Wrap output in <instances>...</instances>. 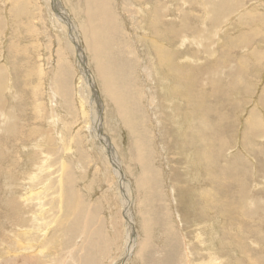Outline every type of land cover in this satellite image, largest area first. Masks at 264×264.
Wrapping results in <instances>:
<instances>
[{"label": "rangeland", "instance_id": "374dc122", "mask_svg": "<svg viewBox=\"0 0 264 264\" xmlns=\"http://www.w3.org/2000/svg\"><path fill=\"white\" fill-rule=\"evenodd\" d=\"M85 1L0 0V264H264V0Z\"/></svg>", "mask_w": 264, "mask_h": 264}, {"label": "bare ground", "instance_id": "6f19581e", "mask_svg": "<svg viewBox=\"0 0 264 264\" xmlns=\"http://www.w3.org/2000/svg\"><path fill=\"white\" fill-rule=\"evenodd\" d=\"M221 5H222V7H229L228 5H223V2L222 3H220ZM85 5L87 6V8H86V14H85V17H86V24H87V27H88V45H89V47H90V49L92 50V52L95 54V56H97L98 58L99 57H101L102 56V54H105L106 55V44H107V46L108 45H111L110 43H111V41H112V39H113V34L114 33H112L114 30L113 29H115V17L113 16V13L111 14V12L109 11V9H111V7H110V5H109V7H108V4L104 1V0H86L85 1ZM54 6L56 7V9H57V7H58V4L56 3V0H54ZM230 7H232V6H230ZM60 9V8H59ZM85 10V9H84ZM112 12H113V10H112ZM58 14H59V20H62L63 22H65V23H67V24H69V28L70 29H72V25H70V23H69V21H68V19L66 18V16L64 15V13L62 12V11H59L58 12ZM85 23V22H84ZM152 23H155V22H152ZM151 24V23H150ZM84 25V24H83ZM82 25V26H83ZM84 27V26H83ZM154 27V26H153ZM164 27V26H163ZM179 27V26H178ZM155 28H157V26L155 27ZM155 30V29H154ZM164 30H165V28H164ZM180 30V29H179ZM167 30H165V32H166ZM115 32V31H114ZM156 32V31H155ZM86 33V32H85ZM182 33V32H181ZM162 34V33H161ZM160 34V32H159V34L158 35H161ZM169 34V33H168ZM168 34H167V36H168ZM177 34V33H176ZM155 35H157V32H156V34ZM157 35V36H158ZM165 35V34H164ZM172 34L170 33L169 34V37L171 36ZM180 35V34H179ZM183 35V34H182ZM87 36V35H86ZM163 36V35H162ZM115 38V37H114ZM161 38V37H160ZM165 38H166V35H165ZM178 38H179V36H178ZM181 38V37H180ZM183 38V37H182ZM184 39V38H183ZM156 41V40H155ZM115 42V41H114ZM112 43H113V41H112ZM155 42H153V44H154ZM152 44V45H153ZM158 43H155V46H157V48H158V50H160V47H159V44L157 45ZM115 45V44H114ZM154 46V47H155ZM161 46V45H160ZM109 47V46H108ZM163 47V46H162ZM103 48H104V50H103ZM111 49V48H110ZM153 49V48H152ZM163 50L165 49V53L167 52V50H166V48H162ZM154 50H156L155 48H154ZM153 50V51H154ZM120 52V51H119ZM163 52V53H164ZM169 52V51H168ZM171 52V51H170ZM157 53H158V56H160V59L162 60V61H164V62H166L167 63V58L168 57H163L158 51H157ZM162 53V52H161ZM108 54V53H107ZM168 54V53H167ZM171 54V53H170ZM103 57V56H102ZM116 57V56H115ZM171 57H172V54H171ZM170 57V58H171ZM94 59V58H93ZM95 59H96V57H95ZM169 60V59H168ZM126 61V60H125ZM161 61V62H162ZM98 63H97V72H98V74H99V76L101 77V79L102 80H104V82H106L107 80L109 81V80H111V78H110V75L108 74V72H111L112 73V71L110 70V66H109V64H107L106 63V58L103 60V59H99L98 61H97ZM119 64V63H118ZM126 64V63H125ZM167 65H168V63H167ZM113 66H114V64H113ZM120 68V67H119ZM128 68V67H127ZM168 69V68H167ZM129 70V69H128ZM86 71V70H85ZM87 72V71H86ZM173 73H175V72H173ZM179 73V72H178ZM85 74V73H84ZM180 74V73H179ZM173 75V74H172ZM176 75V74H175ZM175 75H174V77H175ZM183 76V75H182ZM112 79H114V77H113V74H112ZM173 79V78H172ZM181 80V79H180ZM107 81V82H108ZM175 81H177V79L175 80ZM179 81V80H178ZM183 81V80H182ZM187 83V82H186ZM106 84V83H105ZM120 84H121V82H120ZM181 84H184V83H181ZM177 86V85H176ZM177 87H179V86H177ZM107 88V87H106ZM119 88V87H118ZM115 89V88H114ZM113 89V90H114ZM115 90H117V89H115ZM108 92V91H107ZM116 92V91H115ZM110 93V92H109ZM108 93V94H109ZM118 93V92H117ZM121 95H123V94H121ZM99 97V96H98ZM131 105V104H130ZM159 107V106H158ZM137 111V110H136ZM145 112V111H144ZM149 136V135H148ZM104 149H105V147H104ZM151 156V155H150ZM148 160V159H147ZM113 163H114V161L113 160H111ZM114 165H115V163H114ZM121 169V168H120ZM64 172V171H63ZM114 173L116 174V176L117 177H119L120 179H122L123 177H121V175H120V171H119V168H118V166L117 165H115V168H114ZM66 180V179H65ZM122 181V180H121ZM61 183V182H60ZM66 184V183H65ZM123 188V187H122ZM126 188V187H125ZM123 191H124V189H123ZM125 192V191H124ZM76 195V194H75ZM78 195V194H77ZM74 197H76L77 198V196H74ZM75 198V199H76ZM74 199V200H75ZM122 199V198H121ZM125 199V198H124ZM71 200V199H70ZM80 201V200H79ZM82 201V200H81ZM78 203V202H77ZM85 204V203H84ZM80 206H82V205H80ZM78 207V206H77ZM83 207V206H82ZM84 208H86V207H84ZM81 210H83V208L81 209ZM85 211H86V209H85ZM69 212V211H68ZM83 212V211H82ZM82 212H80V213H82ZM89 213H90V215H89ZM88 213V215L89 216H91V212H89ZM66 214H67V212H66ZM69 214V213H68ZM72 214V213H71ZM87 214V213H86ZM95 215V214H94ZM93 215V216H94ZM74 216V215H73ZM82 216V215H81ZM84 216V215H83ZM71 217V216H70ZM76 217V216H75ZM96 217V216H95ZM94 217V218H95ZM74 218V217H73ZM97 218V217H96ZM95 218V219H96ZM85 219V218H84ZM95 219H93V220H95ZM88 220H89V218H88ZM98 220V219H97ZM71 221H73V220H71ZM85 221V220H84ZM83 221V222H84ZM90 221H92V218H90ZM74 222V221H73ZM77 222V221H76ZM89 222V221H88ZM97 222V221H96ZM143 222V221H142ZM69 223V222H68ZM80 223H82V222H80ZM88 224V223H87ZM89 225V224H88ZM91 225V224H90ZM90 225H89V228H90ZM97 225V224H96ZM130 225V224H129ZM67 227V226H66ZM144 227V226H143ZM68 228V230L70 229L69 228V226L67 227ZM98 228H100L101 229V226L100 227H98ZM129 228V227H128ZM76 229V228H75ZM82 229H84V228H82ZM72 230H74V229H72ZM71 231V230H70ZM83 231V230H82ZM133 231V230H132ZM80 232H81V230H80ZM91 232V231H90ZM89 232V233H90ZM135 232V231H134ZM67 233V232H66ZM83 233V232H82ZM69 234V233H68ZM71 234H73V233H71ZM92 234V233H91ZM70 235V234H69ZM73 236V235H72ZM88 236V235H87ZM91 236H94V235H91ZM90 236V237H91ZM91 239V238H90ZM93 240V239H92ZM93 242H94V240H93Z\"/></svg>", "mask_w": 264, "mask_h": 264}]
</instances>
